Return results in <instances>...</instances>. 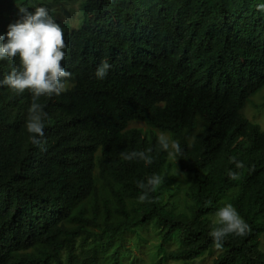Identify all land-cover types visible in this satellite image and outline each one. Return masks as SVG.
<instances>
[{
  "label": "trees",
  "instance_id": "1",
  "mask_svg": "<svg viewBox=\"0 0 264 264\" xmlns=\"http://www.w3.org/2000/svg\"><path fill=\"white\" fill-rule=\"evenodd\" d=\"M31 1L0 0V33ZM261 2L86 0L81 28L63 31L69 88L36 101L46 114L40 145L25 127L32 94L0 87V264H98L93 248L78 259L76 244H109L151 223L162 242L175 238L170 259L192 261L215 246L210 232L218 225L209 217L228 190H236L231 204L250 230L229 234L212 264H264V131L240 116L264 88ZM102 61L111 67L98 80ZM17 64L0 61V79ZM136 122L179 142L173 157L190 183L188 216L164 209L156 187L139 201L138 183L160 176L169 154L155 133L129 128ZM132 151L152 163L125 160ZM95 174L118 220L104 200L101 232L87 230L85 219L66 227L84 215L74 218L75 208L96 195ZM97 220L94 208L90 222Z\"/></svg>",
  "mask_w": 264,
  "mask_h": 264
},
{
  "label": "clouds",
  "instance_id": "2",
  "mask_svg": "<svg viewBox=\"0 0 264 264\" xmlns=\"http://www.w3.org/2000/svg\"><path fill=\"white\" fill-rule=\"evenodd\" d=\"M257 10L264 12V2L257 5ZM65 48L63 29L56 22L53 11L44 3L18 7V18L6 26L5 32L0 33V61L18 60L17 66L0 79V87L7 86L18 94L27 89L32 94L33 102L28 108L25 127L35 145H40V138L44 135L46 115L43 106L36 101L42 96H59L67 90L71 73L62 65L66 55ZM110 67L107 61H102L95 70V77L103 80ZM158 143L170 156L181 152L179 142L172 138L161 135ZM123 158L152 163L144 152L132 151L124 154ZM235 163L237 168L242 167L240 162ZM161 182L162 178L155 174L148 177L146 182H139L138 187L144 190L138 197L139 201L148 199V193ZM215 216L218 227L210 232V236L216 248L222 247L229 234L243 236L250 230L230 203L220 207Z\"/></svg>",
  "mask_w": 264,
  "mask_h": 264
},
{
  "label": "rangeland",
  "instance_id": "3",
  "mask_svg": "<svg viewBox=\"0 0 264 264\" xmlns=\"http://www.w3.org/2000/svg\"><path fill=\"white\" fill-rule=\"evenodd\" d=\"M13 3H18V0H11ZM86 0H32L31 3H44L49 7L55 16V19L60 21L63 26L64 32H70L72 29H79L83 24V16L81 9ZM69 85H67V89ZM240 116L252 124H256L264 131V88L258 93L254 94L250 100L245 104L244 108L240 111ZM129 128L140 129L143 132H153L156 136L161 135L171 137L168 134L160 133L153 130L142 123H130ZM160 177L162 182L156 186L158 199L160 205L175 215L190 214L191 203L188 201L186 194L190 187L187 176L179 169L173 156H168L165 166L161 169ZM96 185V195L89 197L84 202L79 204L74 212L73 217L78 216L79 211L84 212L82 219L79 221L73 220L66 224L68 228H75L81 223L85 224L88 220L89 223L85 224L87 230L95 233L101 232V223L104 217L103 201H110V209L112 211V221H117L118 216L113 212L116 209L114 200L111 197L107 185L97 177L94 176ZM236 190H228L222 198V206L231 204ZM133 204L127 201L128 209ZM94 208H98V220L95 223L92 220ZM80 216V215H79ZM212 224H216V216L209 217ZM264 225V221H261ZM95 249L98 264H114L113 253L117 251L116 264H212L216 256L222 251V248L215 246L209 248L205 252L197 256L192 261L172 260L170 259L171 253H175L178 249V244L175 238L167 242H162L159 230L151 223L147 229L135 228L131 232L123 233L120 240L112 243H106L103 239H92L84 247L81 244H76L75 255L81 259L89 249ZM258 249L264 253V234L259 237ZM67 254L64 253L62 259L64 260ZM76 260V259H75Z\"/></svg>",
  "mask_w": 264,
  "mask_h": 264
}]
</instances>
